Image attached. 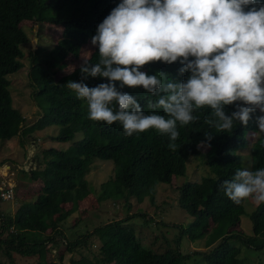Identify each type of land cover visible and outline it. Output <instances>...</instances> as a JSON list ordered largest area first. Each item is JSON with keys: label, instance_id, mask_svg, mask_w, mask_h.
Returning a JSON list of instances; mask_svg holds the SVG:
<instances>
[{"label": "trees", "instance_id": "obj_1", "mask_svg": "<svg viewBox=\"0 0 264 264\" xmlns=\"http://www.w3.org/2000/svg\"><path fill=\"white\" fill-rule=\"evenodd\" d=\"M120 2L0 0V140L32 135L51 125L60 126L57 136H51L58 141H70L77 132H83V137L66 149H45L42 158L34 156L38 167L29 170L30 180L42 183L41 189L35 199L24 200L13 215L0 210V250L10 264H15L16 253L37 257L33 264H66L65 252L73 254L81 248L91 250V238L95 236L101 240L100 258L92 259L80 250L81 255L70 257V264H185L186 256L179 246L177 250L166 249L158 253L145 247L135 231L125 226V218L103 223L75 238L64 232L62 223L78 208L80 201L95 191L87 175L96 159L111 160L115 166V175L96 189L99 201L124 198L127 202L135 197L143 202L149 197L154 199L159 183H171L175 176L186 175L192 156L204 154L203 163L211 175L178 187V204L193 217L188 228L180 227L181 235L188 236L191 241L207 236L208 249L193 252L197 259L201 254L207 264H245L250 258L240 257L238 243L246 246L243 250H248L249 255L252 250L264 248V203L249 213L252 234H246L240 228L241 217L246 213V201L236 205L220 186L224 180H231L237 169L244 168L237 150L247 146L248 135L253 137L259 131L256 120L261 115L259 110L251 114L247 126L236 122L231 131L218 132L205 123L211 109H198L193 113L198 120L183 127L178 124L180 135L174 142L176 149L172 150L168 147L169 137L154 129L126 136L119 122L107 125L89 120L86 102L66 86L70 80L81 82L80 66L83 63L68 71L66 60L79 57L82 47L95 35L98 24ZM24 21L62 27V38L50 48L38 46L35 59L28 67L27 77L35 86L34 99L41 110V115L29 124L13 105L9 89L12 79L8 78L9 74L24 69L23 45L30 42V36L22 26ZM98 57V47L95 46L87 59L95 64ZM180 67L179 62L170 65L155 62L142 70L150 75L167 73L169 81H184L189 73L180 74ZM107 82V78L102 77L83 79L89 87ZM121 90L136 97L146 114L153 111L147 107L146 98L155 101L157 96H151L142 87ZM234 110L235 105L225 106L226 114L230 115ZM155 111L165 114L163 109ZM206 132L211 133L210 140ZM254 144L250 154L252 170L264 168V133L259 132ZM203 146L207 147L206 150H202ZM67 204L69 208H65ZM140 214L146 222L153 220L152 217L148 219L146 213ZM135 215L130 214L128 219ZM211 224L214 226L210 228ZM48 230L51 231L47 234ZM60 249L63 251H60L59 259H51L50 250ZM193 253L187 258L194 257ZM0 264L7 263L0 259Z\"/></svg>", "mask_w": 264, "mask_h": 264}, {"label": "clouds", "instance_id": "obj_2", "mask_svg": "<svg viewBox=\"0 0 264 264\" xmlns=\"http://www.w3.org/2000/svg\"><path fill=\"white\" fill-rule=\"evenodd\" d=\"M91 44L98 47V62L84 58L81 82L66 83L86 102L89 120L119 122L126 136L154 129L169 137L172 150L178 124L198 120L193 113L205 107L211 109L205 123L218 132L231 131L236 122L247 126L259 110L264 133V0H121L98 24ZM155 62H179V73L189 75L169 81L167 73L142 70ZM89 76L108 82L89 87L83 83ZM125 87L157 96L146 98L153 111L146 114ZM228 105L236 108L230 115ZM220 187L236 205L264 203V168L237 169Z\"/></svg>", "mask_w": 264, "mask_h": 264}, {"label": "rangeland", "instance_id": "obj_3", "mask_svg": "<svg viewBox=\"0 0 264 264\" xmlns=\"http://www.w3.org/2000/svg\"><path fill=\"white\" fill-rule=\"evenodd\" d=\"M22 26L30 36V42L23 45L25 53L23 59L25 63L24 69L9 74L8 78L9 80L12 79L9 89L12 93L13 105L26 118L25 123L29 124L41 115V110L34 99L35 86L30 84L27 77L28 67L32 65V59H35L34 53L38 46L50 48L62 38V27L49 24L42 25L38 21H24ZM94 49L95 46L91 44V41L85 44L81 49L79 57H69L66 60L69 65L67 70H74L75 67L83 62L84 58H88L91 55ZM59 131V125H51L42 130H36L32 135H16L11 139L0 140V163L5 161L3 165L0 164L1 211L13 215L24 200L35 199L38 195L42 183L31 181L29 171L31 167H38L35 165L34 156L42 158L45 149H66L83 137V132L79 131L70 141L53 139L51 136H57ZM258 136L259 131L253 137L248 135L247 146L237 150L244 168L249 167L251 169L252 155L250 154L252 147L255 146L252 143L257 141ZM206 148L203 146L202 150H206ZM203 156L204 154L196 157L192 156L187 164L188 171L186 175L175 176L171 183H159L156 186L154 199L152 200L149 197L143 202H139L135 197L130 198L127 202L124 198H109L105 201H99L96 189L99 188L101 183L110 180L115 175V166L111 160L96 159L92 164V170L87 175V179L92 183L91 187L95 191L86 199L80 201L78 208L62 223L64 232L69 237L75 238L77 235H84L88 231H92L94 227L100 226L103 223L125 218L123 221L125 226L133 229L139 240L143 242L142 244L152 251L158 253L166 249L177 250L179 246L181 252L186 256L184 257L185 264H207L202 260L201 254H199L197 259V254L193 253L197 250L205 251L208 249L206 244L207 236L191 241L188 236L181 235L180 227L188 228L193 221V217L178 204L179 186L187 181H200L203 177L211 175L205 168ZM7 182L15 185L14 197L11 199L3 197V193L7 189V186L4 184ZM257 205L254 200L250 199L246 201V213L241 217L240 228L249 235L252 234V220L249 213L255 210ZM69 207V204L65 206V208ZM135 213L137 215L128 219L130 214ZM140 213H146L148 219L152 217L153 220L146 222ZM213 226L211 224L210 228ZM50 231L48 230L47 234ZM179 238L181 240L178 245L177 240ZM100 245L101 240L94 236L91 238V250L81 248L73 252V254L65 252L64 261L66 264H70V257L81 255L80 250L84 252V255L92 259H97L96 256L100 258ZM238 245L241 248L240 257L248 256L250 258L245 261V264H252L253 261V264L260 262L264 264V248L257 251L252 250V254L249 255L248 250H243L246 247L244 244L238 243ZM60 251L62 252L63 250H50L48 254L51 259L58 260ZM192 253L195 256L187 258ZM0 259L10 264V260H8V257L1 250ZM14 260L15 264H33L36 262L37 257L16 253L14 254Z\"/></svg>", "mask_w": 264, "mask_h": 264}, {"label": "built area", "instance_id": "obj_4", "mask_svg": "<svg viewBox=\"0 0 264 264\" xmlns=\"http://www.w3.org/2000/svg\"><path fill=\"white\" fill-rule=\"evenodd\" d=\"M4 185L7 186V189L3 193V197L5 199H11V198H13L14 197V188H15V185L14 184H11L10 182L5 183Z\"/></svg>", "mask_w": 264, "mask_h": 264}, {"label": "water", "instance_id": "obj_5", "mask_svg": "<svg viewBox=\"0 0 264 264\" xmlns=\"http://www.w3.org/2000/svg\"><path fill=\"white\" fill-rule=\"evenodd\" d=\"M39 153V152H38Z\"/></svg>", "mask_w": 264, "mask_h": 264}]
</instances>
